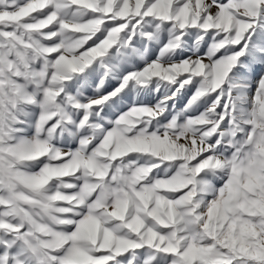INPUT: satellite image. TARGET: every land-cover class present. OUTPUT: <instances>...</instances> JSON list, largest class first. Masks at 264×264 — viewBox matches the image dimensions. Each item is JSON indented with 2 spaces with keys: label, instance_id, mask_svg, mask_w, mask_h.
Wrapping results in <instances>:
<instances>
[{
  "label": "snow or ice",
  "instance_id": "1",
  "mask_svg": "<svg viewBox=\"0 0 264 264\" xmlns=\"http://www.w3.org/2000/svg\"><path fill=\"white\" fill-rule=\"evenodd\" d=\"M0 264H264V0H0Z\"/></svg>",
  "mask_w": 264,
  "mask_h": 264
}]
</instances>
